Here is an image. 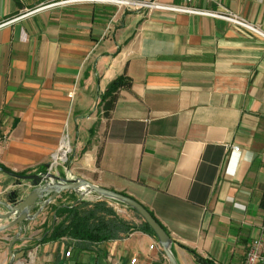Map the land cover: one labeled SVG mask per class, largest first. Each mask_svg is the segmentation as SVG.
Returning a JSON list of instances; mask_svg holds the SVG:
<instances>
[{"label": "crops", "instance_id": "0c3cea01", "mask_svg": "<svg viewBox=\"0 0 264 264\" xmlns=\"http://www.w3.org/2000/svg\"><path fill=\"white\" fill-rule=\"evenodd\" d=\"M198 6L224 7L264 33V0ZM124 74L132 87L107 119L102 96ZM0 135L9 138L0 147V199L31 191L2 168H50L141 203L180 264H203L195 255L245 264L253 240L264 241V38L224 20L109 1L0 0ZM64 141L67 161L53 165ZM78 202L71 191L58 196L14 246V264H169L147 230L84 249L67 238L42 242ZM16 233H0V264L10 262Z\"/></svg>", "mask_w": 264, "mask_h": 264}, {"label": "water", "instance_id": "95a60500", "mask_svg": "<svg viewBox=\"0 0 264 264\" xmlns=\"http://www.w3.org/2000/svg\"><path fill=\"white\" fill-rule=\"evenodd\" d=\"M3 171L14 177L20 188L23 187V182H29L31 187L30 193L24 197L21 196L22 189H19L0 199V220L2 221L0 233L9 231L14 227L17 228V233L9 243L8 255L10 256V262L8 264L15 263L13 248L16 243L24 241L22 235L30 227V224L58 196L66 191L77 194L79 202L86 201L90 196H93L113 201L131 209L153 230L169 264H180L173 252V241L168 232L141 203L132 197L106 189L83 178L60 177L53 173L50 168L45 172L31 175H19L11 171ZM36 209L37 211H35Z\"/></svg>", "mask_w": 264, "mask_h": 264}, {"label": "trees", "instance_id": "16d2710c", "mask_svg": "<svg viewBox=\"0 0 264 264\" xmlns=\"http://www.w3.org/2000/svg\"><path fill=\"white\" fill-rule=\"evenodd\" d=\"M131 87L132 80L125 74L108 85L100 102L101 112L105 118H111L120 92L122 90H130ZM2 170L9 171L4 168ZM262 206L264 207V198ZM62 212L67 215L66 219L49 231L42 242L58 241L67 238L73 241L74 245L78 248L84 249V247L99 245L110 240L123 238L136 230H147L154 234L147 223L135 212L138 218L142 220L141 225L130 223L120 217L109 207L107 199L78 202V205L74 207L62 209ZM195 256L198 262L211 264L199 256Z\"/></svg>", "mask_w": 264, "mask_h": 264}, {"label": "built area", "instance_id": "2783aa9c", "mask_svg": "<svg viewBox=\"0 0 264 264\" xmlns=\"http://www.w3.org/2000/svg\"><path fill=\"white\" fill-rule=\"evenodd\" d=\"M96 1H109L111 3L128 7L130 9H142L147 8L150 10H165L173 11L177 13H184L190 15H199L212 17L215 19L224 20L249 34L261 36L264 38V33L257 26L253 25L243 17L221 7L222 10L215 11L211 9H205L198 6L199 2L202 0H180L179 4H167L159 2L158 0H96ZM208 3L213 2V0H205ZM7 135H0V147L8 142ZM236 151H239V147H234ZM67 161V151L66 146L62 145L60 150L54 154L52 164L56 165L59 162ZM97 198L96 200H100ZM154 245L151 246L154 249ZM71 252L66 253L67 256H70ZM264 261V241L262 238H256L253 240L250 249L247 254L245 264H262ZM135 260H133V263Z\"/></svg>", "mask_w": 264, "mask_h": 264}, {"label": "rangeland", "instance_id": "374dc122", "mask_svg": "<svg viewBox=\"0 0 264 264\" xmlns=\"http://www.w3.org/2000/svg\"><path fill=\"white\" fill-rule=\"evenodd\" d=\"M126 8H128V7H126ZM129 9H130V8H129ZM65 144H66V145H65ZM63 145L66 146V149L68 148V143H67V141H66V142L64 141ZM67 155H68V154H67ZM133 212H134V211H132V212L130 213V215L135 216V215L133 214Z\"/></svg>", "mask_w": 264, "mask_h": 264}, {"label": "bare ground", "instance_id": "6f19581e", "mask_svg": "<svg viewBox=\"0 0 264 264\" xmlns=\"http://www.w3.org/2000/svg\"><path fill=\"white\" fill-rule=\"evenodd\" d=\"M120 6V5H119ZM66 145V144H65Z\"/></svg>", "mask_w": 264, "mask_h": 264}]
</instances>
